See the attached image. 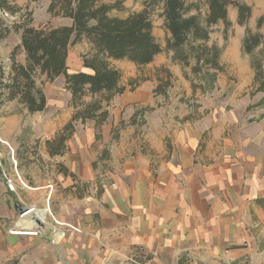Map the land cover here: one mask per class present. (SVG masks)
<instances>
[{
	"label": "crops",
	"instance_id": "crops-1",
	"mask_svg": "<svg viewBox=\"0 0 264 264\" xmlns=\"http://www.w3.org/2000/svg\"><path fill=\"white\" fill-rule=\"evenodd\" d=\"M186 1L198 5L190 15L199 12L204 17L208 12V0ZM235 1L251 7L248 21L239 25L237 8L227 6V19L242 29V39L246 27L263 34L264 21L259 28L257 22L264 19V0ZM155 8L168 37L162 5ZM64 19L61 25L71 23ZM219 24L224 29L222 21L213 26ZM85 44L89 49L86 40ZM24 60L22 50L18 62ZM80 69L81 60L75 70ZM48 107L47 100L43 111L21 112L33 115ZM16 116H8L1 129L6 134L15 131ZM87 121L77 122L95 124ZM57 127L54 121L46 126L52 133ZM173 136L165 146L160 143L157 150L167 158L155 166L150 156L137 153L107 169L116 158L106 151L79 164L65 151L69 138L61 154L50 155L46 145L54 162L48 178H34V184L20 187L23 197L30 199L28 208L34 209L27 220L39 230L37 235L9 232L25 214L17 217L12 190L0 196V264H137L129 259L145 258L146 264H264V126L237 128L225 120L212 124L204 117L186 122ZM98 161L102 166L97 167ZM94 178L100 186L96 195L82 185V180ZM42 209L48 211L45 221L35 213Z\"/></svg>",
	"mask_w": 264,
	"mask_h": 264
},
{
	"label": "rangeland",
	"instance_id": "rangeland-1",
	"mask_svg": "<svg viewBox=\"0 0 264 264\" xmlns=\"http://www.w3.org/2000/svg\"><path fill=\"white\" fill-rule=\"evenodd\" d=\"M109 1L114 3L117 0ZM119 1L122 2V8L111 10L110 16L124 18L141 11L144 6V0ZM8 4L16 12L7 13L0 8V27H11L14 23H19L21 15L23 19L30 18L34 27L45 24L55 27L67 22L60 16L50 17L47 0H8ZM158 11L154 7L152 12L150 10V15L153 21L152 33L161 46V53L143 66H137L126 59L110 60L111 66L120 71V83L125 86V91L115 95L107 105L103 103L108 112L103 123H73L74 131L65 143L68 148L65 151L73 159L72 162H92L93 158L100 157L106 151L116 158L111 159L107 169L121 166L125 158L137 153L150 156L152 166H155L159 160L167 158L166 154L163 155L157 150L160 143L163 142L165 146L186 122H197L204 117L212 124L225 120L237 128H251L261 124L264 126V96L262 91H257L253 81L254 70L250 64L252 56H260L259 47L252 54H247L241 48V28L233 23L224 32L222 24L215 25L211 29L208 45L215 43L220 48V68L202 66L200 71H193L194 60L185 66L173 60V52L165 51L166 36ZM26 14H29L28 18ZM19 41L20 32L13 30L0 39V66L5 70L9 68L11 55ZM21 49L19 47L15 50L14 57L17 62L22 60ZM88 50L85 40L69 48L67 64L71 70L78 68L81 56ZM262 64L264 65V59ZM133 79H136L138 85L131 89L129 83ZM167 80L170 85H166L165 91L155 93L156 87ZM37 82L40 84V79ZM41 87L49 106L44 112L23 114V109L15 105V102H7L0 108V196L6 193L5 189L12 190L16 201L23 207L30 205V199L23 197L20 187L34 184V178H48L46 172L53 167L54 162L48 158L46 141L56 138L75 111L68 103L70 95L63 88L62 76L52 82H44ZM82 101L89 102L90 97L86 96ZM11 113H16L17 120L15 131L12 129L13 133L7 135L1 129L6 126ZM53 121L58 126L55 133L46 128L47 123ZM13 134H17L16 137ZM30 137L33 138L32 141L29 140ZM10 149L13 151L12 155ZM98 162L96 166H102V162ZM8 179L11 183L7 182ZM86 181L82 180V185L86 184L89 193L93 190L96 195L100 187L99 181L95 178L93 181ZM47 213L48 211L46 215ZM24 214L23 220L26 221L30 214L28 212L19 211L17 217L21 218ZM25 229L36 232L31 235H37L39 231L25 224L18 225L12 231L25 232Z\"/></svg>",
	"mask_w": 264,
	"mask_h": 264
},
{
	"label": "trees",
	"instance_id": "trees-1",
	"mask_svg": "<svg viewBox=\"0 0 264 264\" xmlns=\"http://www.w3.org/2000/svg\"><path fill=\"white\" fill-rule=\"evenodd\" d=\"M38 1V0H30ZM162 5L160 16L164 28L168 31L165 51L173 52V60L188 66L194 60L193 71H200L202 66L219 69L220 48L210 40L211 28L218 21L224 24V32L231 25L227 19V6L237 8V23L245 24L250 16L251 7L235 0H208V12L204 17L200 13L190 15L198 5L186 0H144V8L127 17H113V9H121L122 2H103L102 0H49L47 12L50 17H64L71 20L69 25L34 27L31 19H23L0 27V39L11 30L20 32V44L11 55L9 68L0 66V108L7 102H15L29 113L43 111L46 96L41 87L44 82H52L58 76L64 77V88L71 93L69 105L75 111L71 119L58 132L52 141H46L50 155L61 154L64 142L74 131V122L93 120L96 125L103 123L108 116L104 104L125 91L121 85L120 71L111 66L110 60L126 59L137 66L146 65L161 53L162 49L152 33L153 21L150 10ZM0 8L7 13H15L8 0H0ZM264 19L259 17L257 28ZM241 48L252 54L260 46V56H252L251 66L254 70L253 81L257 91L264 96V33L245 28ZM83 40L90 47L81 56L82 69L70 71L67 64L69 48ZM25 53L24 63L17 62L14 54L17 48ZM40 79V84L37 82ZM131 89L138 85L136 79L129 83ZM168 80L160 83L155 93L165 91ZM86 96L89 102H83ZM104 103V104H103ZM136 115V113H135ZM132 120L134 123V116Z\"/></svg>",
	"mask_w": 264,
	"mask_h": 264
},
{
	"label": "bare ground",
	"instance_id": "bare-ground-1",
	"mask_svg": "<svg viewBox=\"0 0 264 264\" xmlns=\"http://www.w3.org/2000/svg\"><path fill=\"white\" fill-rule=\"evenodd\" d=\"M46 212H47V210L46 209H42V210H36L35 211V213H36V215H37V217L39 216L40 217V219L42 220V221H45V217H46ZM32 216H34V215H32ZM38 217V218H39ZM34 218V217H33ZM38 220V219H37ZM40 220V221H41ZM34 221V220H33ZM36 221V220H35ZM27 225V226H29V225H31L32 226V224H33V222L32 221H30V220H23V221H21L20 222V224H18L19 226H22V225Z\"/></svg>",
	"mask_w": 264,
	"mask_h": 264
},
{
	"label": "water",
	"instance_id": "water-1",
	"mask_svg": "<svg viewBox=\"0 0 264 264\" xmlns=\"http://www.w3.org/2000/svg\"><path fill=\"white\" fill-rule=\"evenodd\" d=\"M7 144V143H6ZM11 151H10V153H11V155L13 154V151H12V149H10ZM16 208L18 209V211H20V212H28V213H32L33 211H34V209L33 208H28V207H23V206H20L18 203L16 204ZM35 218V217H34ZM35 220H37V219H35Z\"/></svg>",
	"mask_w": 264,
	"mask_h": 264
},
{
	"label": "built area",
	"instance_id": "built-area-1",
	"mask_svg": "<svg viewBox=\"0 0 264 264\" xmlns=\"http://www.w3.org/2000/svg\"><path fill=\"white\" fill-rule=\"evenodd\" d=\"M8 183H11V180H9L8 179V181H7ZM10 187H11V185H9ZM24 230V229H23ZM19 231V230H18ZM25 231H27L26 229H25ZM33 232V231H32ZM12 233H14V231H12ZM36 232H33V234H35ZM130 260V262H134V263H137V264H146L147 262H148V259L147 258H145L143 261H141V262H138V261H136V260H134V259H129Z\"/></svg>",
	"mask_w": 264,
	"mask_h": 264
}]
</instances>
